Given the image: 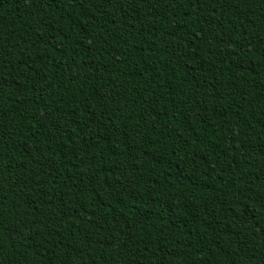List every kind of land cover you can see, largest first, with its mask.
<instances>
[{
	"label": "trees",
	"instance_id": "16d2710c",
	"mask_svg": "<svg viewBox=\"0 0 264 264\" xmlns=\"http://www.w3.org/2000/svg\"><path fill=\"white\" fill-rule=\"evenodd\" d=\"M0 264H264V0H0Z\"/></svg>",
	"mask_w": 264,
	"mask_h": 264
}]
</instances>
